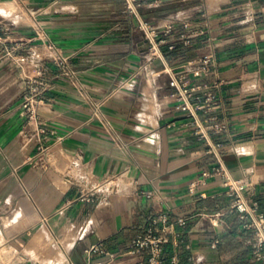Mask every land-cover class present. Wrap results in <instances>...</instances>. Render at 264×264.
I'll return each mask as SVG.
<instances>
[{"label":"crops","instance_id":"crops-1","mask_svg":"<svg viewBox=\"0 0 264 264\" xmlns=\"http://www.w3.org/2000/svg\"><path fill=\"white\" fill-rule=\"evenodd\" d=\"M67 1L81 8L54 11L50 30L71 72L50 76L34 118L0 105V248L17 264H140L131 241L168 224L164 264H262L246 219L227 211L226 174L252 181L264 210V0H139L131 16L121 0ZM140 22L160 28L158 55ZM175 72L215 96L200 112L227 124L215 149L176 107Z\"/></svg>","mask_w":264,"mask_h":264},{"label":"built area","instance_id":"built-area-1","mask_svg":"<svg viewBox=\"0 0 264 264\" xmlns=\"http://www.w3.org/2000/svg\"><path fill=\"white\" fill-rule=\"evenodd\" d=\"M131 11L136 12L139 6V0H126ZM143 28L147 32L145 41L152 46L153 55H158L162 39L159 38L160 28L151 25L148 22L142 23ZM170 30L171 27H168ZM56 57L59 64L63 67L69 66L70 57L59 52ZM202 66L194 71V74L200 76L205 72L210 71L211 58L202 59ZM171 85L174 87L172 95L176 98V107L185 111L188 117V124L193 127L194 131L200 135L201 138L206 139L215 149L213 135L222 133L226 130L227 124L221 118L211 115L202 118L200 112H208L209 109L205 107L206 101H211L215 98L213 94L203 96L201 90L205 85H191L186 79L185 73L173 74ZM99 106V105H97ZM31 118H34L38 112L36 106L29 107ZM220 144H217L219 146ZM47 147H42L38 160L45 168L53 166V160L49 157ZM220 170L226 172L222 167ZM227 176V184L229 192L234 196L232 204L227 208V211L238 212L241 217L246 219V226L251 228L255 234L254 247L259 259L264 264V210L261 208V201L256 198L255 192L252 190L253 182L246 179H235L229 174ZM73 183L80 187V194L82 199L91 201L95 199V188L89 184L87 174H79L78 169H72ZM165 221L166 218H163ZM179 222L185 224L186 220L180 218ZM172 227L165 224L163 227L159 225H151L146 233L134 238L129 246V252L133 254H142L144 258L140 264H164V250L165 245L172 239ZM97 249V247H93ZM16 250L12 246L4 244L0 248V264H17Z\"/></svg>","mask_w":264,"mask_h":264},{"label":"rangeland","instance_id":"rangeland-1","mask_svg":"<svg viewBox=\"0 0 264 264\" xmlns=\"http://www.w3.org/2000/svg\"><path fill=\"white\" fill-rule=\"evenodd\" d=\"M53 2L0 0V105L39 108L43 96L54 84L50 76H66L71 72L70 66L63 67L56 59L59 52L69 54L52 37V14L55 11L56 20L60 17L67 21L70 10L81 8V4L76 3L79 6L74 7V3L67 0L54 5ZM121 2L127 15L136 13L130 10L126 0ZM86 8L90 7L86 5ZM140 27H143L141 22ZM142 29L145 31L142 38H146L147 32ZM4 240L2 237L1 241ZM26 251L34 253L29 248Z\"/></svg>","mask_w":264,"mask_h":264},{"label":"bare ground","instance_id":"bare-ground-1","mask_svg":"<svg viewBox=\"0 0 264 264\" xmlns=\"http://www.w3.org/2000/svg\"><path fill=\"white\" fill-rule=\"evenodd\" d=\"M11 8H12V7H11ZM13 8H14V7H13ZM0 227H1V226H0ZM57 253H58V254L61 253L60 249H57ZM58 256H59V255H58ZM58 256H57V257H58Z\"/></svg>","mask_w":264,"mask_h":264}]
</instances>
